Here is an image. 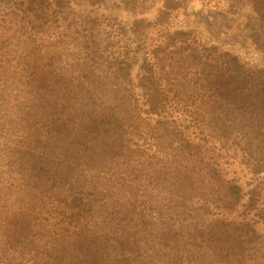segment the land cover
I'll use <instances>...</instances> for the list:
<instances>
[{
	"label": "trees",
	"instance_id": "16d2710c",
	"mask_svg": "<svg viewBox=\"0 0 264 264\" xmlns=\"http://www.w3.org/2000/svg\"><path fill=\"white\" fill-rule=\"evenodd\" d=\"M196 2L248 3L262 63L180 28ZM261 25L264 0H0V264H264Z\"/></svg>",
	"mask_w": 264,
	"mask_h": 264
},
{
	"label": "rangeland",
	"instance_id": "374dc122",
	"mask_svg": "<svg viewBox=\"0 0 264 264\" xmlns=\"http://www.w3.org/2000/svg\"><path fill=\"white\" fill-rule=\"evenodd\" d=\"M159 6V4L156 5L143 17L148 20L155 19ZM234 6L235 9L230 10L229 5L223 3L217 8L212 6L201 12L199 2H196L193 6L190 4L189 11L191 12L180 16L178 25L184 30L193 31L202 42L214 44L230 51L246 63L260 65L262 54L249 38L246 29V23L253 15L252 8L248 3ZM191 8L195 9L192 11ZM199 11L200 14H196ZM118 17L123 21H131V16L126 13H119ZM261 28L262 38L264 39V25H261Z\"/></svg>",
	"mask_w": 264,
	"mask_h": 264
}]
</instances>
